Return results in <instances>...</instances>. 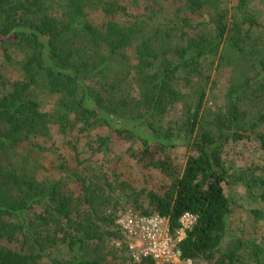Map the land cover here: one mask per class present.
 <instances>
[{"label":"trees","instance_id":"trees-1","mask_svg":"<svg viewBox=\"0 0 264 264\" xmlns=\"http://www.w3.org/2000/svg\"><path fill=\"white\" fill-rule=\"evenodd\" d=\"M179 1L194 14L210 15L214 33L193 30L187 36L182 26H191L192 20L182 21L180 9L174 11L173 21L165 20L164 28L150 32L154 23L131 14L125 0H0V52L19 72L17 80H0V264H42L45 260L102 264L108 255L98 253L89 259L87 247L91 241L101 244L107 239L122 242L116 248L129 253L113 217H101L92 202L87 213L74 217L73 199L63 190V182L38 180L34 169L39 160L32 159L35 149L45 150L32 139L47 137L51 125L74 141L97 128H112L114 117L127 116L139 121L148 117L145 124L154 136L141 138L127 127L116 128L115 133L138 145L129 153L144 171L164 177L148 196L151 211L139 203L132 209L140 215L167 218L172 234L180 228L183 214L197 215V225L180 244L184 257L210 260L221 254L220 264L233 262V253L221 250L232 211L218 145L226 134L216 136L206 128L201 115L206 87L198 78L201 58L227 43L228 15L217 0ZM234 1L240 23L233 29L252 25L250 0ZM94 10L110 18L103 30L90 20ZM242 41L236 35L229 40L237 50ZM171 44L180 49L173 53ZM130 48L135 49V65L129 61ZM168 55H178V59ZM178 74L183 75L180 80ZM43 84L46 95L39 89ZM179 104L187 110L180 134L171 125L158 129V120ZM236 118L237 111H233L231 126ZM248 137L243 130L232 131L235 142ZM261 140L264 148V137ZM181 141L192 148L184 167L170 155ZM108 142L101 140V148ZM71 146L77 150V144ZM58 168L67 171L64 161ZM37 206L42 208L40 213L35 211ZM14 242L19 243L17 249L8 246ZM56 246L65 255L58 254ZM141 264L156 263L145 259Z\"/></svg>","mask_w":264,"mask_h":264},{"label":"rangeland","instance_id":"rangeland-1","mask_svg":"<svg viewBox=\"0 0 264 264\" xmlns=\"http://www.w3.org/2000/svg\"><path fill=\"white\" fill-rule=\"evenodd\" d=\"M217 3L227 11L226 24L229 30L224 40L227 43H222L213 55L201 58L202 73L198 78H201L206 87L201 108V115L206 119L205 126L216 136L223 131L226 134L218 145L222 147L220 160L227 172L225 191L232 211L221 250L233 253L231 264H264V148L261 140L264 137V121H260L264 114V78H258L264 66V0H250L248 10L255 22L252 25L242 24L239 26L240 31L233 29L239 20L234 9L236 2L217 0ZM125 5L134 16L143 20L147 18L148 22L154 23L150 24V32L164 28L165 20L173 21L174 11L180 9L182 21L192 20L191 26L183 22L182 28L187 36L193 30L214 33L210 15L206 12L194 14L183 8L179 0H138L134 4L133 0H125ZM90 20L103 30L110 18L100 10H94L90 12ZM234 35L243 38L241 50L235 49L229 42ZM170 49L176 53L180 47L171 44ZM127 53L130 64L135 65V49L130 48ZM168 58L176 61L178 55H168ZM182 77L183 75L178 74L177 80ZM18 78V69L10 66L0 52V80ZM39 89L46 95L45 84ZM182 92L188 93L184 88ZM189 97V102L193 104L192 93ZM91 107L94 106L91 104ZM233 111H237L238 118L231 126L230 115ZM186 113L185 107L177 105L162 116L163 119L158 120L157 128L167 130L171 125L179 135ZM142 121L132 116L114 117L111 121L112 128H97L93 132L81 134L79 140L74 138V141L65 139L59 128L51 125L47 137L32 139L33 143L45 148L35 149L32 158L39 160V166L34 169L36 178L52 183L63 182V190L73 199L74 217L87 213L91 209V202L101 217H113L115 221L120 210L132 209L136 203L142 205L144 210L151 211L148 196L157 190V184L164 177L157 172L148 174L144 171L142 164L129 153L131 147L135 146L137 149L138 145H133L115 133L116 128L127 127L139 137L150 139L154 133L145 124L148 117ZM238 129L249 137L235 142L231 138L232 131ZM195 138L197 137L193 141ZM104 139L109 142L107 147L101 148L100 143ZM73 143L77 144V150L71 146ZM191 143L194 144L192 141ZM191 149L181 141L170 151V155L179 166L184 167L192 154ZM61 161L66 163L65 172L58 168ZM41 209L37 206L35 211L40 213ZM89 244V259L99 253L98 256L108 255L102 264H141L133 261L128 252H120L111 239L101 244L95 241ZM8 246L17 249L19 243H10ZM57 253L65 255L63 250L58 249ZM220 258L221 254H218L214 259H199L196 264H220ZM42 264L50 262L45 260Z\"/></svg>","mask_w":264,"mask_h":264},{"label":"built area","instance_id":"built-area-1","mask_svg":"<svg viewBox=\"0 0 264 264\" xmlns=\"http://www.w3.org/2000/svg\"><path fill=\"white\" fill-rule=\"evenodd\" d=\"M115 218L133 261L141 263L151 259L156 264H196L195 260L184 257L180 244L197 225V215L183 214L175 234L170 231L169 220L158 214L144 216L128 208L120 210ZM114 244L119 248L123 245L122 242Z\"/></svg>","mask_w":264,"mask_h":264}]
</instances>
